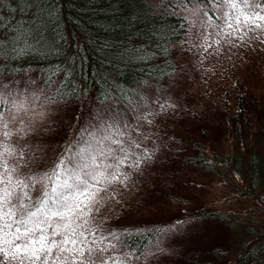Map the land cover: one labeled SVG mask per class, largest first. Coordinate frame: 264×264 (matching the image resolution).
Wrapping results in <instances>:
<instances>
[{"label":"trees","instance_id":"obj_1","mask_svg":"<svg viewBox=\"0 0 264 264\" xmlns=\"http://www.w3.org/2000/svg\"><path fill=\"white\" fill-rule=\"evenodd\" d=\"M175 1L0 0V92L24 83L58 111L30 139L41 174L69 143L87 136L98 111L121 125L144 123L147 137L139 142L158 149L161 169L141 178L140 197L123 195L106 208L90 226L91 239L123 254L155 248L159 255L171 227L211 222L229 232L182 248L169 264H264V54L257 51L256 60L240 46L238 73L230 59L215 64L195 55L205 78L200 91L186 76L195 61L187 66L183 54L196 47L183 11L199 6L217 23V7L215 0ZM174 93L179 103L161 110ZM148 113L151 124L142 121ZM210 178L235 201L253 203L254 214L232 216L192 194ZM166 205L173 211L158 217Z\"/></svg>","mask_w":264,"mask_h":264},{"label":"snow or ice","instance_id":"obj_2","mask_svg":"<svg viewBox=\"0 0 264 264\" xmlns=\"http://www.w3.org/2000/svg\"><path fill=\"white\" fill-rule=\"evenodd\" d=\"M215 4L221 23L209 17V26L220 37L216 44L264 43V0H215ZM7 102L0 92V264H126L115 255L105 256L109 248L96 247V241L88 239L87 217L102 192L130 179L125 168L139 170L151 154L138 155L142 145L126 131L129 126L101 110L85 129L87 136L69 143L41 174L33 167L38 157L26 141L34 123L29 109L12 101L5 116L2 109ZM159 107L174 105L159 103ZM151 115L143 117L149 124Z\"/></svg>","mask_w":264,"mask_h":264},{"label":"rangeland","instance_id":"obj_3","mask_svg":"<svg viewBox=\"0 0 264 264\" xmlns=\"http://www.w3.org/2000/svg\"><path fill=\"white\" fill-rule=\"evenodd\" d=\"M154 3H162V2H169L173 0H153ZM159 1V2H158ZM178 3V0L175 1V4ZM179 5V3H178ZM204 8H201L199 6H193L190 9L184 10L183 14H185L190 22V35L189 40L192 41L193 45H195L196 50L195 53L192 52H185L183 54L184 62L187 64V66L192 65L191 62L195 61L194 63V73L191 71H188L186 73V76H190L189 78L192 81V84L195 86L197 83H199V86L201 87L204 83V77L198 68L197 58L201 56L203 53L211 62L215 64H224L227 61L226 60H232L233 63L236 64V72L238 73V49L240 46H242L243 50L253 51L254 53H257L255 55L256 60L258 58L259 53L257 51H260L261 54H264V43H261L257 40H251L246 41L244 43H241L240 41L236 40L232 43L225 42L224 40H221L219 44H216L215 41L220 39L219 36L216 35V31L209 26V17L205 14ZM218 16L219 11L217 10ZM221 23L220 20H218L217 24ZM205 37H207V40H205ZM208 45H211L209 47ZM257 47L259 50H255L254 48ZM207 49V50H205ZM198 55L197 58H195ZM229 60V61H230ZM252 60V58L250 59ZM210 65V63H209ZM199 69V70H198ZM222 71V70H221ZM243 71V70H241ZM262 71H264V65L262 67ZM244 73L247 74V69H244ZM191 74V75H190ZM223 77L224 75L221 74ZM233 76L229 77V81H233ZM28 85L22 83L20 87H18L15 92L14 88L16 86L12 87V89H2L1 92L4 94V98L8 103L6 104V108L2 109L5 116L8 114V110L12 108V101H15V103L18 105L19 103L23 102L25 105V108L29 109L28 115L33 118L34 123L30 132V135L26 137V141L32 151H36L35 147L30 144V139L37 138L39 136V133L41 130H43V125L45 126L47 121L49 119L54 118V116H57L58 111L53 113L50 109H54L51 107H45L43 103L38 102L34 97V92L30 87H27ZM205 87V85H204ZM204 87L200 88V91H203ZM8 88V87H7ZM196 95L195 89H193ZM12 95V96H11ZM181 95L179 93H174L173 99H168L165 104L173 105L171 102L179 103L178 98H180ZM4 104V106H5ZM32 109L35 111L33 112ZM57 109V108H56ZM15 111V109H13ZM164 111V110H163ZM165 113V112H164ZM156 114L158 116L161 115V112ZM59 115L62 117L63 115H67L65 111H61ZM143 117V116H141ZM156 118V117H154ZM141 119V118H140ZM143 121V118H142ZM144 123H141V126L134 125V122L130 123L128 129L126 131L130 132L133 137H135L138 141L139 139H144L147 137V135L144 133ZM149 148H144L142 145V148L137 151V154H142L143 152H147L151 154V159L146 160L143 164H141L139 170L132 171L131 169L125 168V172H130V179L126 182V184L116 183L108 187L106 192H102L99 198V202L94 204L92 206V211L87 217L88 224L86 225L87 228H90V226L95 222L97 217L100 218V214L104 212L106 208H110L112 205H116L118 202H120L119 199L123 198V195H131L132 197H135L136 199L142 195L143 192H145V186H142V181L147 179V175L151 174L153 171H157L161 169V165H156L155 160L157 159V156L160 155V152L157 148L151 147L152 142L149 143ZM41 159L40 164L43 163V159ZM38 164V163H36ZM154 167V169H153ZM214 178H210L209 182L205 184V187L203 189L193 188L192 194L203 198L205 200L204 203L207 206L216 207L220 210H224L227 213L231 214L232 216H247V215H253L254 213L249 208L253 203L249 201L244 200H237L232 197V195L226 194L224 190L213 180ZM207 180V178L205 179ZM139 181V182H138ZM129 192V193H127ZM251 203V204H250ZM253 206V205H252ZM102 207V208H101ZM135 207V205H134ZM173 207L171 206H164L161 211L158 210V217H164L163 214L165 212H169L172 210ZM107 209V210H108ZM173 211V210H172ZM239 213V214H238ZM162 215V216H160ZM261 218L264 220V215H261ZM238 220V219H237ZM170 240L169 243L166 246V249L161 254H157V250L155 248L148 250L143 255H128L120 253L116 248L112 249L110 243L104 244L103 241L97 240L95 236L89 237L88 232H85V235L88 236L89 240H95L96 241V247H107L109 248V252L104 253L105 256L108 255H115L118 259L125 260L126 264H169L177 261L174 258V254L179 251L181 252L182 248H188L192 245H195L197 243H201L203 240L206 243H213L218 242L221 240V237H224L226 235V232H229L228 230L223 229L222 227H218L217 225L213 223H205V222H188L184 224H179L175 227H171L170 229ZM218 240V241H217ZM195 242V243H193ZM116 247V246H115ZM168 247V248H167ZM183 250V249H182ZM180 260H182L180 258ZM111 264V261L109 262Z\"/></svg>","mask_w":264,"mask_h":264}]
</instances>
